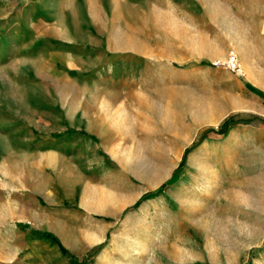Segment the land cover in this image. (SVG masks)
Here are the masks:
<instances>
[{"label": "rangeland", "instance_id": "obj_1", "mask_svg": "<svg viewBox=\"0 0 264 264\" xmlns=\"http://www.w3.org/2000/svg\"><path fill=\"white\" fill-rule=\"evenodd\" d=\"M0 264H264V0H0Z\"/></svg>", "mask_w": 264, "mask_h": 264}, {"label": "bare ground", "instance_id": "obj_2", "mask_svg": "<svg viewBox=\"0 0 264 264\" xmlns=\"http://www.w3.org/2000/svg\"><path fill=\"white\" fill-rule=\"evenodd\" d=\"M119 200H115V198H112L111 196H106V197H102L100 198L99 202H98V209L96 210L97 213L102 214V215H108V208L110 206H114V210L116 212H118L120 209H122L124 207V205H126V203L130 202L125 201V202H118ZM91 230H93V233L91 232L89 234V236H91V238L89 239V241H97L100 238V231H97V229H95V225H91ZM89 230V229H88ZM68 235V234H67ZM66 237V236H65ZM93 238V239H92Z\"/></svg>", "mask_w": 264, "mask_h": 264}, {"label": "built area", "instance_id": "obj_3", "mask_svg": "<svg viewBox=\"0 0 264 264\" xmlns=\"http://www.w3.org/2000/svg\"><path fill=\"white\" fill-rule=\"evenodd\" d=\"M222 67L235 76H240L243 73L237 54L234 51L228 52L226 59L222 62Z\"/></svg>", "mask_w": 264, "mask_h": 264}, {"label": "trees", "instance_id": "obj_4", "mask_svg": "<svg viewBox=\"0 0 264 264\" xmlns=\"http://www.w3.org/2000/svg\"><path fill=\"white\" fill-rule=\"evenodd\" d=\"M231 125H232L231 122L224 123V125L221 126V128H219V130L217 131V133L224 134V135L227 134V132H228V130H229V128H230ZM175 174H176V172H174L173 175H175Z\"/></svg>", "mask_w": 264, "mask_h": 264}, {"label": "crops", "instance_id": "obj_5", "mask_svg": "<svg viewBox=\"0 0 264 264\" xmlns=\"http://www.w3.org/2000/svg\"><path fill=\"white\" fill-rule=\"evenodd\" d=\"M8 137L11 138V137H13V136H11V134H10V136H8ZM207 187H208V189H209V188H210V189H214V187H212V185H211L210 183L207 184ZM213 194H214V193H213Z\"/></svg>", "mask_w": 264, "mask_h": 264}]
</instances>
